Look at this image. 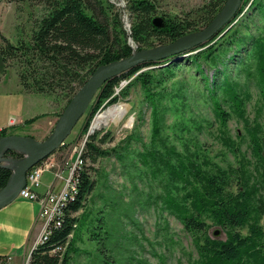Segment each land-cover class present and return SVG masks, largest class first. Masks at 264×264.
Instances as JSON below:
<instances>
[{"label":"trees","instance_id":"obj_1","mask_svg":"<svg viewBox=\"0 0 264 264\" xmlns=\"http://www.w3.org/2000/svg\"><path fill=\"white\" fill-rule=\"evenodd\" d=\"M7 1L35 3L44 10L35 20L27 42L14 45L1 37L0 57L3 63L9 58L22 62L18 77L24 91L63 101L57 116L99 65L202 29L225 2L209 0L194 11L177 16L158 13L154 0H124V7L110 0ZM124 13L130 23L128 30L124 26ZM253 13L262 15V24L256 26L255 33L242 32L240 27H248V14ZM240 14H246L244 20L230 26ZM234 19L205 44L192 50L193 53L145 62L106 81L91 100L81 128L84 133L101 104L117 100L114 88L134 76L132 83L140 85L151 108L153 136H156L163 114L158 86L181 67H190L198 73L219 123L221 144L235 157H239V148L227 136L226 122L231 115L224 110V105L242 119L250 142L252 171L240 157L236 167L226 168L197 153L175 154L174 162H165L169 176L166 184L176 182L177 191L176 196L166 191L165 206L193 238L197 252L193 264H264V129L259 123L251 125L245 117V103L251 99V94L234 77L251 76L248 59L252 57L264 104V0H242ZM230 65L232 74L228 69ZM149 66L153 67L142 70ZM39 116L25 123H32ZM9 134H14V130L0 129V136ZM94 139V135L87 137L80 153L81 163L72 175L75 191L62 205L57 221L49 222L45 239L31 249L29 264H70V253L76 249L74 229L80 219L76 213L83 210L94 188L87 163L108 154ZM75 141V138H66L56 150ZM6 155L14 159L22 157L12 150ZM10 175V169L0 167V188L6 185ZM234 178L236 184H233ZM214 226L224 233L223 238L208 233ZM3 261L0 256V264Z\"/></svg>","mask_w":264,"mask_h":264},{"label":"rangeland","instance_id":"obj_2","mask_svg":"<svg viewBox=\"0 0 264 264\" xmlns=\"http://www.w3.org/2000/svg\"><path fill=\"white\" fill-rule=\"evenodd\" d=\"M110 1L118 7L125 5L124 0ZM208 1L154 0L158 13L177 16L190 13ZM43 13L42 6L35 3L0 0V46L2 36L14 45L27 42L35 20ZM245 15H238L230 26L244 20ZM248 15V27L241 26L240 29L244 33H255L256 26L263 22L262 15ZM123 21L128 30L130 23L125 13ZM248 63L251 76L234 77L251 94V99L245 103V117L251 125L259 123L264 129V104L257 85L254 59L250 57ZM22 69L18 58H9L3 63L0 57V80L5 79L0 91H8L12 82L9 79L19 81L18 74ZM228 69L232 74L233 66ZM171 76L158 86L163 114L156 136H153L151 108L140 85L132 83V76L114 88L113 95L117 100L112 104L104 101L91 117L86 131L81 133L89 108L86 109L67 137V140L75 138L76 141L58 150L61 162L69 158V172L89 135H94L95 144L108 151L96 162L87 163L94 188L86 198L83 210L76 213L80 219L74 229L76 249L70 253V264H193L197 259L193 238L165 206L166 191L174 196L177 194L176 182L166 184L169 176L165 162H174L175 154L197 153L226 168L230 165L236 167L240 157L252 171L250 142L242 119L224 105V110L231 115L226 122L227 136L239 148V157H235L221 144L219 123L198 73L190 67H181ZM44 98L48 101L47 109L52 110L57 119L63 101L48 96ZM117 105L125 107L119 119L108 118L93 128L98 115ZM4 106L12 108L8 101ZM37 109L40 111L44 107ZM75 146L76 151L71 155ZM236 182L234 178L233 184ZM215 230H219L217 235H214ZM208 233L215 238L224 237L215 226Z\"/></svg>","mask_w":264,"mask_h":264},{"label":"water","instance_id":"obj_3","mask_svg":"<svg viewBox=\"0 0 264 264\" xmlns=\"http://www.w3.org/2000/svg\"><path fill=\"white\" fill-rule=\"evenodd\" d=\"M241 2L242 0H225L212 20L200 30L184 34L170 43L143 48L139 51L134 50L126 58L99 65L72 96L59 115L53 130L45 139L37 140L31 136L19 134L0 136V167L11 170L6 185L0 188V206L17 198L19 191L26 185L28 171L64 144L77 121L85 113L96 91L106 81L145 62L161 61L183 53H185L183 55L189 54L230 24ZM9 150L21 154L22 157L14 159L6 155ZM8 160L19 164L13 169L5 164ZM218 232L219 230H215L214 235Z\"/></svg>","mask_w":264,"mask_h":264},{"label":"crops","instance_id":"obj_4","mask_svg":"<svg viewBox=\"0 0 264 264\" xmlns=\"http://www.w3.org/2000/svg\"><path fill=\"white\" fill-rule=\"evenodd\" d=\"M4 80H0V85ZM9 80L12 82L8 91H0V129L11 128L14 134L31 136L37 140L45 139L53 130L59 116L56 119L54 112L47 109L48 101L44 96L24 91L16 78ZM6 101L12 108L4 106ZM39 106L44 109L38 111ZM38 115L40 116L32 123H25V120ZM10 118L16 120L12 126L8 125ZM63 148L64 146L61 149ZM71 152L72 155L73 150ZM59 154L60 152L55 150L42 161L48 164L49 168L43 171L38 187L34 188L37 194L44 195L48 191L59 193L64 188L70 174L69 158L61 162ZM39 211L40 204L37 201L22 197L0 206V256L4 259L2 264H24L41 233Z\"/></svg>","mask_w":264,"mask_h":264},{"label":"built area","instance_id":"obj_5","mask_svg":"<svg viewBox=\"0 0 264 264\" xmlns=\"http://www.w3.org/2000/svg\"><path fill=\"white\" fill-rule=\"evenodd\" d=\"M16 123L14 118H10L8 125L12 126ZM76 151V146L73 149V152ZM81 149L77 152L74 166L70 169L69 177L66 179V184L64 188L59 193H53L48 191L44 195H39L34 191V188L38 187L40 182V176L44 170L48 169L49 166L46 163L38 164L33 166L26 175V185L23 187L17 197L26 198L31 201H37L40 204V211L38 214L39 220L42 222L41 233L38 239L35 241L32 247L42 242L45 239L47 232V226L50 221L56 220L61 214V207L68 197H71L75 191V182L72 180V175L77 167L81 163L80 152ZM56 224H58L56 222ZM24 264H29V254L26 257Z\"/></svg>","mask_w":264,"mask_h":264},{"label":"bare ground","instance_id":"obj_6","mask_svg":"<svg viewBox=\"0 0 264 264\" xmlns=\"http://www.w3.org/2000/svg\"><path fill=\"white\" fill-rule=\"evenodd\" d=\"M124 112H125V107L123 105H117V106H114L111 109H108L107 112H104V113H102V114H100V115H98L96 117V119L94 121V124H93V128H96L99 124L103 123L108 118H110V119H119V117L121 115H123ZM42 161L39 162L38 164H40V163L43 164L44 162H42ZM5 164H7V165L11 166L13 169H15L18 166L19 163L18 162H12L11 160H8V161H5ZM38 164H36V165H38Z\"/></svg>","mask_w":264,"mask_h":264}]
</instances>
